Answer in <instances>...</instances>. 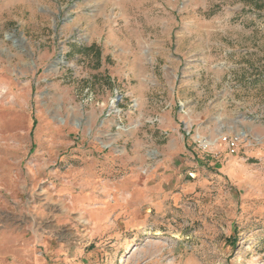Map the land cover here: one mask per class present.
Wrapping results in <instances>:
<instances>
[{
    "label": "rangeland",
    "instance_id": "1",
    "mask_svg": "<svg viewBox=\"0 0 264 264\" xmlns=\"http://www.w3.org/2000/svg\"><path fill=\"white\" fill-rule=\"evenodd\" d=\"M0 264H264V0H0Z\"/></svg>",
    "mask_w": 264,
    "mask_h": 264
},
{
    "label": "crops",
    "instance_id": "2",
    "mask_svg": "<svg viewBox=\"0 0 264 264\" xmlns=\"http://www.w3.org/2000/svg\"><path fill=\"white\" fill-rule=\"evenodd\" d=\"M137 101H139V107L141 105V108H139V114L140 115H144V99L143 97L141 96H137ZM199 117H202L201 115H199ZM167 122V121H166ZM169 124H167L171 129H172V132H174V134L176 135V138L174 140H172V150H179V151H182L184 149H186V144H185V136L184 135H181L180 132L181 130L184 128L180 126V124H178V121L174 120L172 118V121L171 122H167ZM193 127V124L191 125ZM161 165V162H158L157 164H154L153 166L154 167H158ZM97 166V164H95V166L93 167L94 169H92V175L94 177H97L98 173L97 172V168H95ZM102 166V165H101ZM104 167H106V164H103ZM159 171V170H158Z\"/></svg>",
    "mask_w": 264,
    "mask_h": 264
},
{
    "label": "built area",
    "instance_id": "3",
    "mask_svg": "<svg viewBox=\"0 0 264 264\" xmlns=\"http://www.w3.org/2000/svg\"><path fill=\"white\" fill-rule=\"evenodd\" d=\"M223 141L227 143V147L230 152H236L239 145V137L238 136H224Z\"/></svg>",
    "mask_w": 264,
    "mask_h": 264
},
{
    "label": "trees",
    "instance_id": "4",
    "mask_svg": "<svg viewBox=\"0 0 264 264\" xmlns=\"http://www.w3.org/2000/svg\"><path fill=\"white\" fill-rule=\"evenodd\" d=\"M99 55V54H98Z\"/></svg>",
    "mask_w": 264,
    "mask_h": 264
}]
</instances>
